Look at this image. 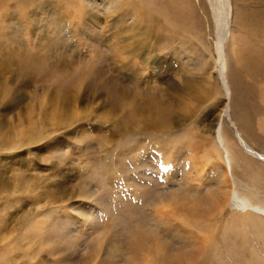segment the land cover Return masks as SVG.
<instances>
[{
  "label": "rangeland",
  "instance_id": "rangeland-1",
  "mask_svg": "<svg viewBox=\"0 0 264 264\" xmlns=\"http://www.w3.org/2000/svg\"><path fill=\"white\" fill-rule=\"evenodd\" d=\"M9 1L0 0V224L32 245V264H143L138 244L160 237L156 220L174 199L214 221L200 245L212 237L238 263L252 250L264 264V227L248 220L264 217L227 207L235 191L264 210V161L253 156L264 158V103H240L258 90L237 56L260 22L264 33V0H228L223 59L209 0L171 8L197 12L198 36L177 31L160 0Z\"/></svg>",
  "mask_w": 264,
  "mask_h": 264
},
{
  "label": "bare ground",
  "instance_id": "bare-ground-1",
  "mask_svg": "<svg viewBox=\"0 0 264 264\" xmlns=\"http://www.w3.org/2000/svg\"><path fill=\"white\" fill-rule=\"evenodd\" d=\"M160 1H161V4H163L162 5L163 14L168 15L173 19V25L175 29H177V31H180V28L181 30H185L187 32H189L192 29V32L190 33L191 34L194 33L196 36H198L197 31H199L200 29L198 30L197 27L195 26V23H197V20L192 19L193 17L195 18L194 15L197 12H194L186 16L188 12L187 4L181 6L180 8L171 10L172 6L174 5L173 3H175L176 0H160ZM6 2L8 4V2L10 1L6 0ZM209 3L213 6L212 12L214 14V19H217L218 23L220 24L219 37H218L217 43H218V49L220 52L219 53L220 58H222V52L224 50L223 47L225 44V40L227 39V36L229 34L228 32H229V24H230V16H231L230 15V4L228 0H209ZM198 17L201 19L199 14H198ZM260 23L257 24L255 32L253 34L249 32V34L246 35V39L245 38L241 39L242 44L246 45L247 47L245 49L239 50L238 55H237L239 64L241 66L244 65V67L249 69L251 71L250 73L253 72V77L255 79V84L258 90V92H256L255 95L250 97V100L248 98H243L245 94H250V92H243L241 94V97L243 99L240 98V101H241L240 103L242 105L248 104L249 108H254V109L259 107L260 104H258V101L261 104L264 103V91H261L260 89L262 87L264 88V33L259 32L261 31L260 28L262 26V23L261 24ZM193 26H194V29H193ZM255 35H256V38L254 37ZM222 59L219 61L221 68L219 66L220 70L218 71V73H219V78L221 80L222 88L225 92V98L229 102L231 98V91L225 79V70H224L225 67H224V63H222L223 61ZM247 76L249 77V75ZM246 90H248V88ZM259 110L262 112L261 115H264V106L261 105ZM226 113H228V110L226 111ZM248 113L250 115L256 114V112L254 111L248 112ZM246 117H244L245 120L247 119ZM221 133H222V124L218 126V129L216 132L218 143L223 142ZM244 148L247 151L249 152L251 151L254 154V152L251 149L246 148V147ZM228 154L226 155V157L228 156ZM255 155L256 154L253 155L255 158H258L264 161L263 157L259 155H256V156ZM225 161H226L227 170H231L230 162L232 161V159L230 161L229 157H227L225 158ZM1 198L3 199V197ZM193 198L194 196H192L190 199L188 197H184V200L185 199L188 200L187 203H192L194 200ZM6 199H9V197L6 196ZM174 201H173L174 203L172 202L169 206H167V209H168L167 214L164 213L165 216L168 215L167 218L166 217L164 218L163 216L161 219L158 218L159 219V220L157 219L158 221L155 219L156 220L155 228L157 232L160 234V237L154 239L153 243H151L150 242L151 239L145 236L142 241L141 246L140 244H138L140 253H142L143 257H145V259H142L143 264H146V263L148 264H232L233 261L235 260L239 261V259H242L241 256L238 255L233 250V248L224 249L225 244L223 243V241L222 242L219 241L222 243V245L221 244L220 245L223 251H221L218 245L219 242H215L214 239H211L212 237L209 238V240H207L205 237L202 244L200 245L199 238L201 236L200 235L201 232H203L204 235L205 234L209 235L212 231L210 230L211 226L209 225L213 226L212 223L214 221L205 223L204 221H201L203 220V217L193 219V216L195 217L200 216L197 210L194 209L195 206L194 207L191 206L192 208L191 207L187 208L186 207L187 205L184 204L185 201H183L184 203H182V205H180V202L178 203L179 200L174 199ZM227 204H228L227 207H229L232 210L234 209L239 213H242V214L249 213L253 216L255 215L260 218L264 217L263 209L252 206L249 202H247L245 198H243L242 196H239L235 191H232L230 200ZM186 216L192 217V220H189V218ZM248 220L252 223H255V225L258 226L257 228L258 231L262 234L259 227L263 228L264 225L259 222L257 223L256 221L257 219L255 218H252V219L249 218ZM168 223H171L170 227H168L167 229H161L162 225L168 224ZM177 223H180L181 226ZM197 231H199L198 233L199 235L196 234ZM12 233L13 231L11 230L10 226L7 225V221L4 220V222L0 224V264H32V261H33L32 258H34V255L32 254L31 248H30L32 245L29 243L24 244V243L17 241V237L14 236ZM249 251H250L251 257L248 261L246 262L241 261V263H238L237 261H235V263L236 264H256L258 263L259 257L252 250H249ZM189 253H191V255H189ZM226 253H227L228 259H224L226 257H223ZM197 254H199L200 257L197 258L196 257ZM186 260H189L188 263L185 262ZM261 260L262 259H260V262ZM40 264H43V263L41 262Z\"/></svg>",
  "mask_w": 264,
  "mask_h": 264
}]
</instances>
